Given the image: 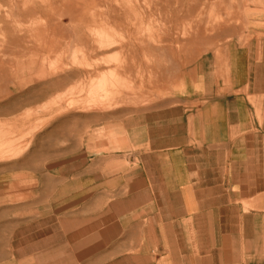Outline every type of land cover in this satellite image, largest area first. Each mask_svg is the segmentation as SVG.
<instances>
[{
  "label": "crops",
  "instance_id": "crops-1",
  "mask_svg": "<svg viewBox=\"0 0 264 264\" xmlns=\"http://www.w3.org/2000/svg\"><path fill=\"white\" fill-rule=\"evenodd\" d=\"M245 8V38L202 54L171 94L113 127L97 113L92 133L81 115L80 143L51 145L47 172L33 149L29 191L22 176L8 190L0 160V264H264V0ZM11 81L30 88L13 101L39 103L24 71Z\"/></svg>",
  "mask_w": 264,
  "mask_h": 264
},
{
  "label": "rangeland",
  "instance_id": "rangeland-1",
  "mask_svg": "<svg viewBox=\"0 0 264 264\" xmlns=\"http://www.w3.org/2000/svg\"><path fill=\"white\" fill-rule=\"evenodd\" d=\"M254 1L0 0V72L8 77L0 87L8 106L0 110L11 113L0 120V160L8 161V190L19 176L31 189L33 149L47 172L51 145L59 149L66 138L80 143V135L69 133L79 129L81 115L88 116L87 133L97 113L104 117L99 124L113 127L129 108L177 90L202 54L243 40L245 7ZM22 71L40 89L39 103L13 101L30 90L11 81ZM17 157L25 159L23 175ZM63 258L64 250L56 260Z\"/></svg>",
  "mask_w": 264,
  "mask_h": 264
},
{
  "label": "bare ground",
  "instance_id": "bare-ground-1",
  "mask_svg": "<svg viewBox=\"0 0 264 264\" xmlns=\"http://www.w3.org/2000/svg\"><path fill=\"white\" fill-rule=\"evenodd\" d=\"M107 49V48H106Z\"/></svg>",
  "mask_w": 264,
  "mask_h": 264
}]
</instances>
